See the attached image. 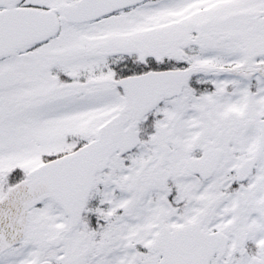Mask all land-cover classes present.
<instances>
[{
	"label": "snow or ice",
	"instance_id": "snow-or-ice-1",
	"mask_svg": "<svg viewBox=\"0 0 264 264\" xmlns=\"http://www.w3.org/2000/svg\"><path fill=\"white\" fill-rule=\"evenodd\" d=\"M0 264H264V0H0Z\"/></svg>",
	"mask_w": 264,
	"mask_h": 264
}]
</instances>
